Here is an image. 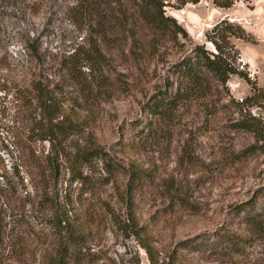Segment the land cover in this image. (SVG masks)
<instances>
[{"label": "rangeland", "instance_id": "1", "mask_svg": "<svg viewBox=\"0 0 264 264\" xmlns=\"http://www.w3.org/2000/svg\"><path fill=\"white\" fill-rule=\"evenodd\" d=\"M77 1L0 3V172L28 163L30 149H49L46 141L27 139L22 116L27 119L38 110L32 101L22 114L14 90L24 65L31 62L26 59L33 41L46 57H60L85 44L86 33L96 35L87 23L97 27L99 17L81 19L83 10L75 15L71 7ZM126 5L129 16L134 15L135 7L129 1ZM93 8L103 22V3ZM165 13L196 43H206L205 32L220 19L241 24L253 41L232 39L240 67L264 88V0H239L229 8L199 0L181 8L166 6ZM98 40L106 59L102 67L86 60L77 69L90 90L82 93L65 72L60 81L64 114L78 128L63 141L67 156L58 159L51 188L59 214L79 237L72 241L64 228L47 223L30 178L13 177L16 193L0 186V264H58L59 256H64L62 264H264V235L237 211L264 184V157L233 162L222 152L251 137L228 128H183L180 123L144 138L146 129L133 128L132 121L144 119L142 105L163 85L167 67L180 53L168 43L156 55L143 50L142 57H133L130 41L117 32ZM191 46L186 41L184 51ZM51 66L49 74L59 64ZM228 86L237 98L250 92L248 82L237 76ZM81 150L86 158L73 163ZM132 160L149 174L134 195L130 218L121 194L128 178L124 167ZM226 233L239 235L235 246L226 242Z\"/></svg>", "mask_w": 264, "mask_h": 264}, {"label": "trees", "instance_id": "2", "mask_svg": "<svg viewBox=\"0 0 264 264\" xmlns=\"http://www.w3.org/2000/svg\"><path fill=\"white\" fill-rule=\"evenodd\" d=\"M126 1L135 7L136 12H131L134 15L129 16ZM236 1L239 0H212L215 6L222 8H229ZM1 2L15 4L16 0H0ZM197 2L199 0H78L71 9L75 10V15L83 10L84 16L81 19L93 14L100 19V12L95 11L93 6L103 3L106 17L103 22L95 18L97 27L93 22L87 23L96 35L86 33L85 44L67 56L60 57L54 54L46 57L41 53L37 41L31 43L27 53L29 57L26 59V62H31L24 65L22 79L16 84L14 93L20 101L18 109L22 114L31 106L32 101L35 102L34 110H38V118L33 113H30L27 119L22 116V128H26L27 139L46 141L49 149L39 153L35 148L30 149L28 163L19 162L12 170L3 168L0 172V186L2 183L7 190L16 193L18 182L13 180V177L23 179V176L27 175L31 187L37 191V204L45 213L44 220L64 228L72 241H75L79 234L75 232L74 225L68 221L66 223L64 217L59 214L57 198L51 188L58 176V159L67 156L63 141L78 128L76 121L64 114V85L60 81L65 76L77 84L82 93L89 91L90 86L77 69L82 66L81 62L86 60L99 63V67H102L106 59L98 39L106 41L108 33L117 32L123 40H129L130 54L133 57L141 56L143 50L145 55H156L160 48L165 49L168 43L174 53H180L167 67L163 85L158 86L150 99L142 105L144 119L132 121L133 128L141 126L143 132L146 129L144 138H152V135H156L163 128L174 127L180 123L183 128H228L231 132L249 135L251 141L236 144L234 148H229V151L222 148L226 159L240 162L264 157V88L252 81L243 67H240L239 50L232 40L239 38L253 41V38L245 32L241 24L223 18L205 32V41L210 43L211 47L205 42H192L186 29L174 17L167 15L165 8H181L186 3ZM186 41L192 46L184 51ZM86 45L87 49L84 47ZM55 63L59 66L49 74L47 68ZM91 63L88 62L89 65ZM55 75L59 79L53 81ZM232 76L248 82L249 94L242 98L232 94L228 86ZM75 153L73 163L87 156L86 151ZM23 166L26 170H22ZM124 170L128 178L121 197L130 212L129 217L132 218L134 195L149 172L134 160L127 168L124 167ZM27 196H30V193H27ZM238 207V213L245 214L254 231L264 235V184ZM237 239L240 237L235 233L225 235L226 242L233 246L236 245ZM63 257L59 256L58 264L64 262Z\"/></svg>", "mask_w": 264, "mask_h": 264}]
</instances>
